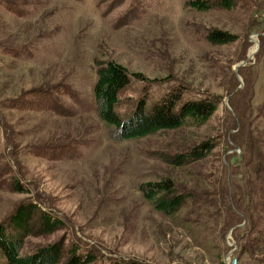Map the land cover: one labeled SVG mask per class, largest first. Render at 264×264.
I'll list each match as a JSON object with an SVG mask.
<instances>
[{"label":"rangeland","instance_id":"374dc122","mask_svg":"<svg viewBox=\"0 0 264 264\" xmlns=\"http://www.w3.org/2000/svg\"><path fill=\"white\" fill-rule=\"evenodd\" d=\"M185 1L0 0V223L35 201L65 224L27 236L23 253L61 242L104 263L264 264V0L230 11ZM213 28L235 41L207 43ZM109 60L139 74L117 94L122 120L178 84L184 97L215 94L217 110L202 126L113 141L93 97L97 63ZM207 137L218 146L192 175L153 155ZM160 176L180 190L227 186L241 217L223 244L220 225L205 248L149 205L138 186Z\"/></svg>","mask_w":264,"mask_h":264},{"label":"trees","instance_id":"16d2710c","mask_svg":"<svg viewBox=\"0 0 264 264\" xmlns=\"http://www.w3.org/2000/svg\"><path fill=\"white\" fill-rule=\"evenodd\" d=\"M239 1L241 0H186L185 7L195 11H230L237 7ZM235 39L230 32L215 28L204 33V40L211 45L227 44ZM97 64V77L93 86L96 113L113 141L137 140L166 130L202 126L217 110L218 96L199 91L195 95L184 97L183 87L178 84L149 109L141 101L133 113L122 120L115 111L117 94L129 83L130 75L139 74L130 73L125 66L113 60ZM240 129L239 125L235 141L241 140ZM217 146L218 142L214 138L207 137L181 151L156 152L153 155L174 167L186 169L192 175L194 165L208 158ZM10 185L15 192L27 193V189L16 179ZM138 190L149 205L169 218L173 225L186 230L199 246L205 248L211 247L213 238L210 234L215 233L217 224L223 231L222 235L220 233L223 244L224 233L240 221L241 216L236 211L241 210L239 202L225 184H220L211 193L180 190L170 176H160L141 182ZM221 202L225 204V208ZM217 214H224L222 221ZM64 225L60 217L35 201H23L0 223V264H142L111 260L104 263L97 259L92 250H84L78 245L65 249L61 242L39 246L23 253L27 236L49 234L64 228ZM221 253L219 248L220 258Z\"/></svg>","mask_w":264,"mask_h":264}]
</instances>
